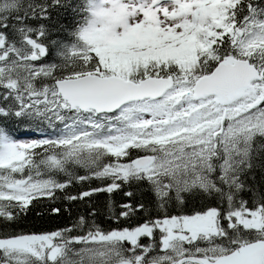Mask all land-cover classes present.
<instances>
[{"label": "snow or ice", "instance_id": "snow-or-ice-1", "mask_svg": "<svg viewBox=\"0 0 264 264\" xmlns=\"http://www.w3.org/2000/svg\"><path fill=\"white\" fill-rule=\"evenodd\" d=\"M0 264H264V0H0Z\"/></svg>", "mask_w": 264, "mask_h": 264}]
</instances>
